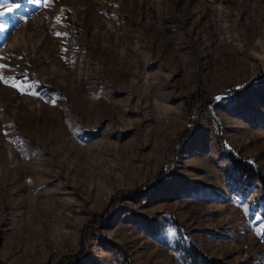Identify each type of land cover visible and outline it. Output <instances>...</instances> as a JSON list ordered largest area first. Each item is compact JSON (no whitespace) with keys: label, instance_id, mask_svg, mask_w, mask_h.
<instances>
[{"label":"rangeland","instance_id":"rangeland-1","mask_svg":"<svg viewBox=\"0 0 264 264\" xmlns=\"http://www.w3.org/2000/svg\"><path fill=\"white\" fill-rule=\"evenodd\" d=\"M0 12V264H183L178 244L264 264L259 186L214 138L264 174V0Z\"/></svg>","mask_w":264,"mask_h":264},{"label":"trees","instance_id":"trees-1","mask_svg":"<svg viewBox=\"0 0 264 264\" xmlns=\"http://www.w3.org/2000/svg\"><path fill=\"white\" fill-rule=\"evenodd\" d=\"M263 81L257 80L255 83L256 87L258 88L259 85L262 84ZM249 85H246L247 88ZM245 88V89H246ZM213 96L210 98H200L198 103L199 105L203 106L205 109V112L207 114V117L213 121V123H216L214 120L211 112L209 111V105L212 104ZM217 123L215 124L214 129V138L217 142L218 147L223 152L225 159L228 162L229 170L232 174L236 175L237 179L244 184L247 187H251L253 185H258L260 189V197L264 200V174L254 167L250 162L247 160L237 157L235 154H233L230 150H228L224 145V140L220 134V131L218 130ZM194 133V129L187 128L183 131V137L185 139L191 138V136ZM155 183L151 186H149L148 189L145 190H136L133 193H126L121 196H116L117 199L122 198H135L138 200H146L149 197V191H152L154 189H160L162 188L167 180L164 177V174L161 172L156 173L155 175ZM261 216L264 217V210L261 212ZM176 251L181 256V260L183 264H224L222 261L219 260H213L209 259L200 252H198L195 248L191 246H181L178 244Z\"/></svg>","mask_w":264,"mask_h":264},{"label":"snow or ice","instance_id":"snow-or-ice-1","mask_svg":"<svg viewBox=\"0 0 264 264\" xmlns=\"http://www.w3.org/2000/svg\"><path fill=\"white\" fill-rule=\"evenodd\" d=\"M37 2H39V0H37ZM49 3V0H44V4L45 6H47ZM9 12L13 11V9H8ZM5 13L4 12H0V16H4ZM60 18L57 17V22H59ZM56 35H61L60 33H56ZM4 66L3 65H0V69H2ZM0 79H3L2 76H0ZM13 86H16V85H13Z\"/></svg>","mask_w":264,"mask_h":264}]
</instances>
